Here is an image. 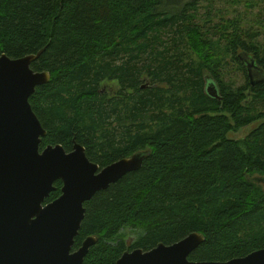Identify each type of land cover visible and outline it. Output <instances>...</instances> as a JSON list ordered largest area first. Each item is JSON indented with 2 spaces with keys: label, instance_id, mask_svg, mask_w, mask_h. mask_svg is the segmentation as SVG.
<instances>
[{
  "label": "trees",
  "instance_id": "1",
  "mask_svg": "<svg viewBox=\"0 0 264 264\" xmlns=\"http://www.w3.org/2000/svg\"><path fill=\"white\" fill-rule=\"evenodd\" d=\"M262 28L264 0H0V57L42 51L32 69L51 75L30 98L47 130L41 149L69 152L76 139L102 168L148 152L85 204L74 250L89 236L98 242L83 264H117L128 250L193 232L205 241L192 261L264 248V190L254 181L264 177V123L229 137L264 119V81L252 85L247 67L255 59L264 75ZM213 80L220 100L207 93ZM55 186L46 203L62 194V181ZM125 228L139 235L130 248Z\"/></svg>",
  "mask_w": 264,
  "mask_h": 264
},
{
  "label": "water",
  "instance_id": "2",
  "mask_svg": "<svg viewBox=\"0 0 264 264\" xmlns=\"http://www.w3.org/2000/svg\"><path fill=\"white\" fill-rule=\"evenodd\" d=\"M41 53L16 59L6 54L0 57V264H83L98 242L97 237L89 236L74 250L85 204L128 173L139 170L148 152L102 168L89 159L85 146L76 139L70 152L61 144L42 150L47 130L30 103L37 87L51 80L49 72L32 69ZM247 67L252 85L264 81L254 79L253 68L260 70L255 59H247ZM207 93L221 99L213 81ZM57 181L63 183L62 194L46 203L57 189ZM254 181L264 183V177H255ZM204 241L202 234L193 232L149 251L128 250L117 264H264V248L226 262L190 260ZM127 245L132 246L130 241Z\"/></svg>",
  "mask_w": 264,
  "mask_h": 264
},
{
  "label": "rangeland",
  "instance_id": "3",
  "mask_svg": "<svg viewBox=\"0 0 264 264\" xmlns=\"http://www.w3.org/2000/svg\"><path fill=\"white\" fill-rule=\"evenodd\" d=\"M207 3H203L202 6L206 5ZM213 7L212 9L213 10H216V9H224L225 8V4L224 3H220V2H215L212 4ZM239 10L243 11V8L242 7H239ZM239 12V11H237ZM234 13H232L231 15H233ZM247 22L249 23H254L256 24L257 23V19L256 18H248L246 19ZM261 31H264V28L260 29ZM253 74H254V79H263L264 77H260L258 72H260V70H256L255 68H253ZM214 81V80H213ZM215 82V81H214ZM216 85L218 86L217 82H215ZM107 89L111 88L113 89V87H115V84H107L105 86ZM116 88V87H115ZM252 100V99H250ZM264 123V119H260L258 121H255L254 123H252L251 125L249 126H246L242 129H240L239 131L237 132H232L229 134V137L230 138H233V139H237V140H244L250 133H252L255 129H258L262 124ZM257 183V182H255ZM259 184L260 186H262L263 190H264V183H257ZM122 237L124 240L127 241V244L128 242L130 241V243L133 245L137 240H138V237L139 235L134 232V230L132 229H129V228H125L123 231H122Z\"/></svg>",
  "mask_w": 264,
  "mask_h": 264
},
{
  "label": "flooded vegetation",
  "instance_id": "4",
  "mask_svg": "<svg viewBox=\"0 0 264 264\" xmlns=\"http://www.w3.org/2000/svg\"><path fill=\"white\" fill-rule=\"evenodd\" d=\"M105 89H107V88L105 87ZM72 150H73V149H72ZM72 150H71V151H72ZM69 152H70V151H69ZM48 203H49V202H48ZM128 247H129V246H128ZM131 247H132V246H131ZM129 248H130V247H129Z\"/></svg>",
  "mask_w": 264,
  "mask_h": 264
}]
</instances>
